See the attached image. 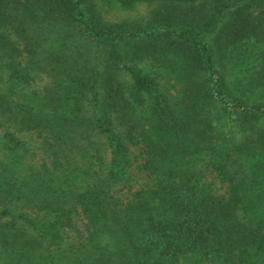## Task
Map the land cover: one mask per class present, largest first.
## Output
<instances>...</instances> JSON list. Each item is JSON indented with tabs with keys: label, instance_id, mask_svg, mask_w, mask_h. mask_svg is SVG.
Returning <instances> with one entry per match:
<instances>
[{
	"label": "trees",
	"instance_id": "trees-1",
	"mask_svg": "<svg viewBox=\"0 0 264 264\" xmlns=\"http://www.w3.org/2000/svg\"><path fill=\"white\" fill-rule=\"evenodd\" d=\"M103 1L0 0V264H264V0Z\"/></svg>",
	"mask_w": 264,
	"mask_h": 264
},
{
	"label": "rangeland",
	"instance_id": "rangeland-1",
	"mask_svg": "<svg viewBox=\"0 0 264 264\" xmlns=\"http://www.w3.org/2000/svg\"><path fill=\"white\" fill-rule=\"evenodd\" d=\"M97 1L99 6H101V12L107 21H116L126 17H136L145 12V10L151 5V3H139L136 4L132 9L120 7L115 1L104 3L103 0H94ZM146 64V63H145ZM138 65H144L143 62H140ZM150 69L156 68L153 65L148 66Z\"/></svg>",
	"mask_w": 264,
	"mask_h": 264
}]
</instances>
